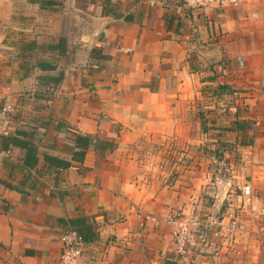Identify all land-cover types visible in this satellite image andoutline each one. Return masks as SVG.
Segmentation results:
<instances>
[{
    "label": "crops",
    "instance_id": "0c3cea01",
    "mask_svg": "<svg viewBox=\"0 0 264 264\" xmlns=\"http://www.w3.org/2000/svg\"><path fill=\"white\" fill-rule=\"evenodd\" d=\"M104 1L0 0V107H13L0 127L29 133L38 158L26 168L7 146L0 162V264H59L65 222L83 217L97 238L76 264H264V0H109L119 17ZM70 133L99 142L69 168L46 163L70 159ZM222 139L248 202L209 168ZM178 211L236 213L241 229L177 255Z\"/></svg>",
    "mask_w": 264,
    "mask_h": 264
},
{
    "label": "built area",
    "instance_id": "2783aa9c",
    "mask_svg": "<svg viewBox=\"0 0 264 264\" xmlns=\"http://www.w3.org/2000/svg\"><path fill=\"white\" fill-rule=\"evenodd\" d=\"M241 0H183L184 7L193 10H203L210 7H222L225 5H238ZM13 113V107L9 103H5L0 107V115L8 117ZM9 133L3 127H0V138L8 136ZM9 151L0 148V162L8 156ZM240 194L243 196V201L248 202L251 196L249 185H244L240 189ZM140 227L144 225L145 220H154V217L144 216L143 220L140 217ZM142 220V222H141ZM172 228V236L174 250L177 255L187 254L195 239L202 236L203 230H210L212 238L219 236H231L240 231V220L238 214H230L224 218H215L205 222L199 214L189 212H175L168 214L165 218ZM62 250L59 257V264H76L80 256L82 242L75 229H69L60 236Z\"/></svg>",
    "mask_w": 264,
    "mask_h": 264
},
{
    "label": "trees",
    "instance_id": "16d2710c",
    "mask_svg": "<svg viewBox=\"0 0 264 264\" xmlns=\"http://www.w3.org/2000/svg\"><path fill=\"white\" fill-rule=\"evenodd\" d=\"M103 13L110 14L115 17H119V14L116 13L115 9L112 7L109 0H105L103 3ZM128 18L125 16L124 19ZM65 40L59 39V42L53 46L51 49H57L59 54H63L65 52ZM91 60H95L99 62L103 56L101 55V51L99 49H92L90 52ZM38 67L41 70H54L55 67L53 65L45 64L44 62L38 63ZM61 77L54 79V82H59ZM30 134L24 132L22 130H16L14 134L8 136H2L0 138V148L2 150H6L7 146H16L21 147L25 150V154L23 157V165L26 168H33L37 162V148L36 146L29 142ZM71 146L67 147V150L70 152L71 157L70 159L60 158L54 155H44L43 159L46 163L50 164L51 166L58 167V168H69L72 166L73 162L81 163L84 159L85 152L91 148H94L98 144V139L91 134H69ZM68 224L69 227L75 229L80 237L81 242L89 243L97 238V233L95 231V224L91 221L87 222L85 217L77 218V219H70L65 222Z\"/></svg>",
    "mask_w": 264,
    "mask_h": 264
},
{
    "label": "rangeland",
    "instance_id": "374dc122",
    "mask_svg": "<svg viewBox=\"0 0 264 264\" xmlns=\"http://www.w3.org/2000/svg\"><path fill=\"white\" fill-rule=\"evenodd\" d=\"M2 105L3 104H1V106ZM232 143L233 142H225L224 139L219 140L218 144L216 145V147H218V149L216 150V160L215 162H211L209 168L212 171L213 177L216 176L220 181L225 180L227 178L228 180L231 179L232 181L230 180L229 183L231 184V186L235 187L234 191L239 192L240 190L237 187L241 185V183H238L236 176L239 173V170L237 168L240 163V154L239 151L236 149L235 144ZM206 232L207 231L205 229L203 230L202 234L206 235ZM205 235L203 237H205ZM209 236L212 238L210 233Z\"/></svg>",
    "mask_w": 264,
    "mask_h": 264
}]
</instances>
